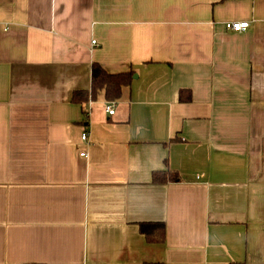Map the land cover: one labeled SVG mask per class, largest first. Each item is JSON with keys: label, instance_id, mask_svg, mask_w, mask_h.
I'll return each instance as SVG.
<instances>
[{"label": "crops", "instance_id": "1", "mask_svg": "<svg viewBox=\"0 0 264 264\" xmlns=\"http://www.w3.org/2000/svg\"><path fill=\"white\" fill-rule=\"evenodd\" d=\"M0 264H264V0H0Z\"/></svg>", "mask_w": 264, "mask_h": 264}, {"label": "trees", "instance_id": "2", "mask_svg": "<svg viewBox=\"0 0 264 264\" xmlns=\"http://www.w3.org/2000/svg\"><path fill=\"white\" fill-rule=\"evenodd\" d=\"M133 70L110 73L97 62L91 65V84L89 90H77L72 93L73 102L83 103L87 100L96 99L103 93L105 100L114 101L121 95L122 88L132 81ZM179 176L169 171H157L152 175L154 183H166L178 181ZM139 231L150 243H161L165 239V224L162 222L139 223Z\"/></svg>", "mask_w": 264, "mask_h": 264}, {"label": "built area", "instance_id": "3", "mask_svg": "<svg viewBox=\"0 0 264 264\" xmlns=\"http://www.w3.org/2000/svg\"><path fill=\"white\" fill-rule=\"evenodd\" d=\"M225 28L227 30L235 31V32H241L245 31L249 27V21H227L224 24ZM96 41L92 40V45H95ZM105 110L108 114L112 115L114 113V101H108L105 104ZM88 139V133L83 132L81 135V140L85 141Z\"/></svg>", "mask_w": 264, "mask_h": 264}, {"label": "water", "instance_id": "4", "mask_svg": "<svg viewBox=\"0 0 264 264\" xmlns=\"http://www.w3.org/2000/svg\"><path fill=\"white\" fill-rule=\"evenodd\" d=\"M135 76V75H134Z\"/></svg>", "mask_w": 264, "mask_h": 264}]
</instances>
